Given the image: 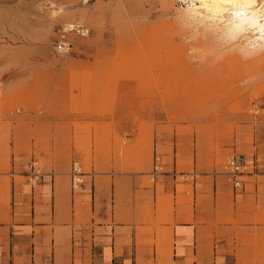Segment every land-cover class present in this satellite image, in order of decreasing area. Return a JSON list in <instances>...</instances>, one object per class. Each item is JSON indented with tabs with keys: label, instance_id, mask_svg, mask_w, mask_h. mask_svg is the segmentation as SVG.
Segmentation results:
<instances>
[{
	"label": "rangeland",
	"instance_id": "374dc122",
	"mask_svg": "<svg viewBox=\"0 0 264 264\" xmlns=\"http://www.w3.org/2000/svg\"><path fill=\"white\" fill-rule=\"evenodd\" d=\"M224 14L188 0H0L2 219L10 217L12 182L29 192L19 173L35 161L54 174L55 206L72 211L76 228L104 214L117 253L135 233L137 264L152 247L157 264H170L173 225L192 221L204 192L213 201L216 180L213 232L252 235L233 247L237 264H264V205L251 227L237 225L222 169L235 155L264 173V42ZM72 22L89 33L68 35L73 50L60 54L57 30ZM155 156L169 173L164 183L152 181ZM13 158L24 167H13ZM73 161L88 174L71 193ZM241 178L250 192L258 180L262 195L264 176ZM93 197L96 206L107 201L103 212L91 214ZM61 239L58 251L68 254L71 238Z\"/></svg>",
	"mask_w": 264,
	"mask_h": 264
},
{
	"label": "crops",
	"instance_id": "0c3cea01",
	"mask_svg": "<svg viewBox=\"0 0 264 264\" xmlns=\"http://www.w3.org/2000/svg\"><path fill=\"white\" fill-rule=\"evenodd\" d=\"M23 164L22 158L18 161L14 158L12 160L13 167L23 168ZM254 165V173L243 176H264V173L260 175L257 172L256 161ZM41 173L36 183L29 182V172L19 173L23 177H28L23 186H29V192H25L24 187L12 182L10 217L3 220L0 215V264H74L75 260H79L80 264H137L138 251L135 242L138 239L135 233L131 234V245L119 246L120 251L117 253L113 224L109 226L112 227L109 235L105 229L108 224L104 214H99L98 222L89 218L87 223L76 228L72 211L71 216L70 214L68 216L64 207L55 206L54 174ZM162 177H169V173L166 172ZM160 182L164 183V178ZM35 185L39 188L34 187ZM48 185L51 186L50 193L53 194L51 201L43 198L47 193L44 188ZM259 185L258 180L255 179L252 184L253 190L245 191L246 183L243 180L242 193H238V190L232 187L233 206L231 209L237 221L236 224L241 227H251V217L255 207L259 202L264 205V187L261 195ZM112 189L111 186V192ZM224 190L227 192L228 187L225 186ZM70 191L74 193L76 190L72 191L70 188ZM211 193L213 201H210V192H204V195L208 197L203 198L199 208L194 207L192 221L176 220L173 225L170 264H237L235 255L237 250L233 247L238 246V243L242 241H252L253 237L250 234L239 235L237 238V235L232 232L218 235L213 232L212 225L217 218L216 180ZM238 194L242 196L240 202L237 201ZM83 195L79 194V196ZM252 195L254 196L253 202L249 198ZM95 204L93 197L89 207L91 214L97 210L103 212L107 208L106 200H101L98 206ZM227 208L222 202L219 209ZM88 225L90 228L86 229ZM225 226L231 227L230 224H225ZM98 232L101 234L96 235ZM67 234L71 238V249L68 254L58 251L62 247L59 244L63 241L61 238H65ZM140 239L149 240L150 237L143 235ZM140 257L143 264H157L154 247L150 251L141 252Z\"/></svg>",
	"mask_w": 264,
	"mask_h": 264
},
{
	"label": "built area",
	"instance_id": "2783aa9c",
	"mask_svg": "<svg viewBox=\"0 0 264 264\" xmlns=\"http://www.w3.org/2000/svg\"><path fill=\"white\" fill-rule=\"evenodd\" d=\"M89 33V29L79 23L72 22L71 24H62L57 30V38L54 42V49L60 54H70L73 50L74 43L68 38V35H75L80 37H85ZM255 161H252L251 165L253 166L252 170L248 171L249 163H247L243 158H240L235 155L228 156L222 165L223 173L227 175L232 183V187L235 190H243V180L241 177L243 175H250L254 173L255 170ZM163 165L159 157L155 156L153 160V168L151 171L152 181H162L160 176L166 174L162 170ZM28 172L30 175L29 182L36 183L37 179L41 176L40 167L37 165V162L32 161L28 165ZM88 173L84 172L81 168V165L73 161L71 164L69 172V185L72 191H75L77 188L82 187L84 184V179ZM178 174L174 171V175ZM180 176L191 178L194 180V173H179Z\"/></svg>",
	"mask_w": 264,
	"mask_h": 264
},
{
	"label": "bare ground",
	"instance_id": "6f19581e",
	"mask_svg": "<svg viewBox=\"0 0 264 264\" xmlns=\"http://www.w3.org/2000/svg\"><path fill=\"white\" fill-rule=\"evenodd\" d=\"M188 1L198 2L202 8L208 12H224V15L230 20V22L243 26L244 29L249 30L254 35H257L262 42H264V0ZM247 46L249 49H253L256 44L253 39L250 38L247 40Z\"/></svg>",
	"mask_w": 264,
	"mask_h": 264
}]
</instances>
